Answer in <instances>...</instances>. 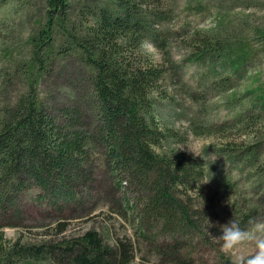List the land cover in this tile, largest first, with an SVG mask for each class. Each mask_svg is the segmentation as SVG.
Wrapping results in <instances>:
<instances>
[{
  "label": "trees",
  "instance_id": "obj_1",
  "mask_svg": "<svg viewBox=\"0 0 264 264\" xmlns=\"http://www.w3.org/2000/svg\"><path fill=\"white\" fill-rule=\"evenodd\" d=\"M47 2L46 25L33 39L41 45L34 60L38 74L0 115V216H11L0 227L22 224L13 217L22 212L27 192L54 220L35 236L21 231L6 240L0 231V264H131L138 250L155 254L157 264H196L193 239L211 242L208 234L224 223L215 225L220 214L201 186L202 159L165 150L173 135L158 120L156 106L166 96L170 68L138 49L144 39L166 48L169 31L160 26L169 8L161 0H101L75 15L69 0ZM55 25L65 37L58 50ZM42 46L60 57L74 52L89 68L92 111L77 100L57 114L48 110L39 83L51 58L40 55ZM101 168L113 181L107 211L95 194ZM257 209L236 204L229 221L246 226ZM115 216L132 218L134 234L119 233ZM97 217L102 227L73 226Z\"/></svg>",
  "mask_w": 264,
  "mask_h": 264
},
{
  "label": "rangeland",
  "instance_id": "obj_2",
  "mask_svg": "<svg viewBox=\"0 0 264 264\" xmlns=\"http://www.w3.org/2000/svg\"><path fill=\"white\" fill-rule=\"evenodd\" d=\"M100 1L69 3L76 15L84 4ZM47 3L0 0V115L28 92L38 74L34 60L41 45L33 39L46 25ZM161 5L170 10L169 19L160 26L169 31L167 45L158 48L159 59L155 61L170 68L163 81L166 96L156 106L158 120L173 135L164 141L165 150L175 148L205 163L201 186L211 209L220 214L216 226L229 222L236 204L246 211L258 208L253 217L264 216V0H161ZM61 29L56 25L52 28L56 50L65 38ZM43 47L40 55H50L51 60L40 78L39 93L48 110L57 114L59 107L74 100L81 105L93 104L89 68L78 55L70 52L60 57L51 49L47 51V46L43 51ZM97 174L95 194L107 211L112 204L113 181L102 168ZM23 198L22 212L13 217L22 224L0 227L6 240L15 239L21 231L35 236L54 220L48 207L34 199V192L25 193ZM9 217L0 216V225ZM115 217L119 233L134 234L132 218ZM95 222H74L73 226H103L101 217ZM218 231L208 234L211 242L193 239L191 245L198 244L196 264H232L215 240L222 234ZM144 255H148L146 259ZM131 264H157V258L138 250Z\"/></svg>",
  "mask_w": 264,
  "mask_h": 264
},
{
  "label": "clouds",
  "instance_id": "obj_3",
  "mask_svg": "<svg viewBox=\"0 0 264 264\" xmlns=\"http://www.w3.org/2000/svg\"><path fill=\"white\" fill-rule=\"evenodd\" d=\"M138 49L152 62L159 59L158 48L148 39L140 41ZM219 227L222 234L215 240L232 264H264V216L250 218L244 227L234 219Z\"/></svg>",
  "mask_w": 264,
  "mask_h": 264
}]
</instances>
